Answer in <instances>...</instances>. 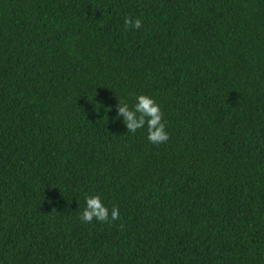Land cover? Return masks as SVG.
I'll return each instance as SVG.
<instances>
[{"label":"trees","instance_id":"16d2710c","mask_svg":"<svg viewBox=\"0 0 264 264\" xmlns=\"http://www.w3.org/2000/svg\"><path fill=\"white\" fill-rule=\"evenodd\" d=\"M0 264H264V0H0Z\"/></svg>","mask_w":264,"mask_h":264},{"label":"clouds","instance_id":"9594fccd","mask_svg":"<svg viewBox=\"0 0 264 264\" xmlns=\"http://www.w3.org/2000/svg\"><path fill=\"white\" fill-rule=\"evenodd\" d=\"M141 19L126 18L125 24L139 30ZM116 105V116L114 120H122L126 127V132L136 133L138 130L146 127L147 140L153 145L165 144L169 140V134L166 131L163 122V113L159 103L151 96L140 94L135 98V104L129 107L128 103L118 100ZM110 212V215H109ZM120 218L118 207H112L111 210L105 205L100 195L85 197V208L80 215V219L85 223H92L95 219L98 222H112Z\"/></svg>","mask_w":264,"mask_h":264}]
</instances>
